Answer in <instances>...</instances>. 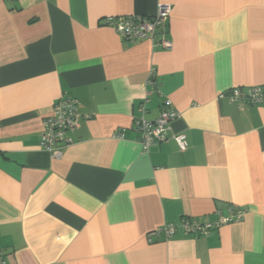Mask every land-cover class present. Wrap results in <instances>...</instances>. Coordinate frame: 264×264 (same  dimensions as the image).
I'll return each instance as SVG.
<instances>
[{
  "label": "crops",
  "instance_id": "1",
  "mask_svg": "<svg viewBox=\"0 0 264 264\" xmlns=\"http://www.w3.org/2000/svg\"><path fill=\"white\" fill-rule=\"evenodd\" d=\"M171 4L167 51L102 20ZM181 112L145 154L135 119ZM264 0H0V251L14 264H264ZM80 102L62 158L40 147L62 95ZM245 217L210 236L148 235L183 218Z\"/></svg>",
  "mask_w": 264,
  "mask_h": 264
},
{
  "label": "built area",
  "instance_id": "2",
  "mask_svg": "<svg viewBox=\"0 0 264 264\" xmlns=\"http://www.w3.org/2000/svg\"><path fill=\"white\" fill-rule=\"evenodd\" d=\"M173 11L171 4L160 3L155 16L142 15L109 16L102 20L104 26L114 29L120 37L129 42L149 40L152 44L163 50L173 49V42L166 36L167 22ZM146 86L149 89L147 98L140 107V116L135 119V128L140 134V143L145 154L151 147L173 139L180 151L188 148L187 136L184 133H173L172 123L181 117V112L173 107L171 100L165 98L160 113L155 120H148L147 104L153 92H159L157 70L152 67ZM162 97L163 94L160 93ZM164 97V96H163ZM219 99H228L238 105L240 109L246 105H264V86H251L233 88L219 94ZM80 102L72 95L64 94L54 105L52 114L43 119L40 147L50 153L54 158L60 159L65 148L73 144L71 133L79 124ZM246 215L244 209L229 208L228 214L218 211L215 219L202 221L193 218H183L179 224H167L157 228L148 235V241L162 238L170 240L178 234L195 237L210 236L224 226L240 222ZM0 264H14L7 262L5 255L0 251Z\"/></svg>",
  "mask_w": 264,
  "mask_h": 264
}]
</instances>
